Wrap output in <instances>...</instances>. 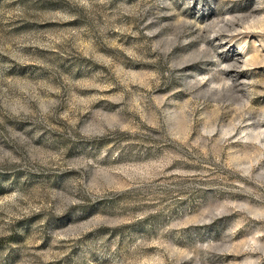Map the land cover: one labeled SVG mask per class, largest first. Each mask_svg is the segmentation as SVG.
Returning <instances> with one entry per match:
<instances>
[{"label": "rangeland", "instance_id": "rangeland-1", "mask_svg": "<svg viewBox=\"0 0 264 264\" xmlns=\"http://www.w3.org/2000/svg\"><path fill=\"white\" fill-rule=\"evenodd\" d=\"M0 264H264V0H0Z\"/></svg>", "mask_w": 264, "mask_h": 264}]
</instances>
